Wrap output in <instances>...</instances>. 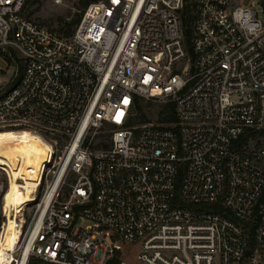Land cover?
Listing matches in <instances>:
<instances>
[{
	"label": "built area",
	"instance_id": "obj_1",
	"mask_svg": "<svg viewBox=\"0 0 264 264\" xmlns=\"http://www.w3.org/2000/svg\"><path fill=\"white\" fill-rule=\"evenodd\" d=\"M6 130L50 148L10 264H264V0H98L70 34L0 0Z\"/></svg>",
	"mask_w": 264,
	"mask_h": 264
},
{
	"label": "bare ground",
	"instance_id": "obj_2",
	"mask_svg": "<svg viewBox=\"0 0 264 264\" xmlns=\"http://www.w3.org/2000/svg\"><path fill=\"white\" fill-rule=\"evenodd\" d=\"M28 132L31 131L0 133V169L9 175V185L2 198L6 218L0 237V264H10L11 252L15 251L21 235L18 224L26 222L24 217L20 221L14 215L19 208L36 200L35 189L42 183L43 164L50 153L40 137Z\"/></svg>",
	"mask_w": 264,
	"mask_h": 264
},
{
	"label": "rangeland",
	"instance_id": "obj_3",
	"mask_svg": "<svg viewBox=\"0 0 264 264\" xmlns=\"http://www.w3.org/2000/svg\"><path fill=\"white\" fill-rule=\"evenodd\" d=\"M98 1V0H93ZM26 10L29 15L49 26L55 31L60 33L67 34L69 31L73 29L75 26L74 23L77 19L82 15L83 8L81 0H26ZM2 67H5L4 64H1ZM18 73L20 74L22 71L21 65L16 66ZM14 69H10L6 77L3 79L4 81L14 72ZM141 109H137L135 111V121L140 122L144 118L148 121L146 124H154L158 126H167L166 122H163L164 118H168L171 116L170 110H168L167 106L164 103H154L149 102L146 104H142ZM30 131V130H29ZM23 133L27 134L24 131H0V133ZM31 133V132H28ZM250 146V148H264V136H256L250 138L246 144ZM9 185V177H7V173L0 169V219L1 223L3 221L2 216V198L3 193L7 190ZM40 198H36V202H38ZM35 202V203H36ZM35 203H27L16 211L14 218L18 220L23 219L22 214H24L25 220L29 222L34 215L36 205ZM26 206V207H25ZM25 207V208H24ZM24 209V210H23ZM140 247L138 245L129 246L124 249L123 255L125 260L130 264H139L138 255H139ZM31 264H45L38 260H34Z\"/></svg>",
	"mask_w": 264,
	"mask_h": 264
},
{
	"label": "trees",
	"instance_id": "obj_4",
	"mask_svg": "<svg viewBox=\"0 0 264 264\" xmlns=\"http://www.w3.org/2000/svg\"><path fill=\"white\" fill-rule=\"evenodd\" d=\"M81 2H82V8H83V11L91 4V3H93V2H95V1H93V0H81ZM83 13V12H82ZM82 16V15H81ZM81 16L77 19V21H75V23H74V25H76L79 21H80V19H81ZM72 32V30L71 31H69L67 34H70ZM190 32H188L187 33V38H188V40H189V38H190ZM167 108H168V110H170V112H171V116L170 117H168V118H164L163 119V122H173V121H175V115H174V106L173 105H168L167 106ZM138 110L139 109H141V107H138L137 108ZM145 123H148V121L146 120V118H144L142 121H140V122H136V121H134V124H145ZM10 133H15V132H10ZM258 135H260V136H264V130H260V131H256V132H252L251 134H249L244 140H243V142H242V144H247V142H248V140L250 139V138H253V137H256V136H258ZM0 225H1V219H0Z\"/></svg>",
	"mask_w": 264,
	"mask_h": 264
},
{
	"label": "snow or ice",
	"instance_id": "obj_5",
	"mask_svg": "<svg viewBox=\"0 0 264 264\" xmlns=\"http://www.w3.org/2000/svg\"><path fill=\"white\" fill-rule=\"evenodd\" d=\"M125 102H126V101H125ZM121 115H122V113H118V114H117V117H116L117 120H119V117H120Z\"/></svg>",
	"mask_w": 264,
	"mask_h": 264
}]
</instances>
